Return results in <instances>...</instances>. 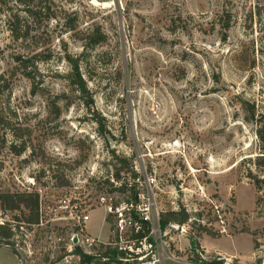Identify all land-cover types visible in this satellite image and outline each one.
<instances>
[{"label":"rangeland","instance_id":"374dc122","mask_svg":"<svg viewBox=\"0 0 264 264\" xmlns=\"http://www.w3.org/2000/svg\"><path fill=\"white\" fill-rule=\"evenodd\" d=\"M37 3L46 10L30 16L8 3L29 26L22 40L0 11V76L8 84L0 93V195L37 192L43 208L39 224L13 237L25 264H58L71 254L72 220L48 206L67 197L80 208L114 189L123 197L130 182L129 194H144L159 212L189 213L182 234L165 229L170 248L200 251L202 264H264V247L255 251L251 234L240 232L264 228L246 176L253 164L242 160L258 152L255 119L264 115V14H255L264 0ZM66 56L80 58L88 94L70 84ZM19 126L30 137L17 155L13 134L28 132ZM103 215L90 211L86 225L101 239ZM16 216L0 203V223ZM3 246L0 264H16Z\"/></svg>","mask_w":264,"mask_h":264},{"label":"built area","instance_id":"2783aa9c","mask_svg":"<svg viewBox=\"0 0 264 264\" xmlns=\"http://www.w3.org/2000/svg\"><path fill=\"white\" fill-rule=\"evenodd\" d=\"M112 182L115 188V180ZM133 189L130 182L122 188L124 193H128L123 197L116 196L115 189L112 192L99 193L93 203L80 208L71 205L67 197L60 198L55 204L48 206L47 210L50 214H67L72 220L73 232L68 250L71 254H65L58 264L73 263L72 257L75 255L78 264L106 261H118L122 264H202L204 259L200 251L185 253V250L179 246H174L172 249L170 248L172 238L166 239L165 229L171 227L178 234H182L185 231V224L170 223L161 227L159 222L161 212L153 208L149 197H145L144 194L140 192L129 194ZM94 207L103 209V222L107 224L105 239L93 236L87 231L89 213L95 209ZM39 212L40 223L43 213L41 203ZM71 247L80 248L82 253L91 258L81 262L80 255L74 254V248ZM14 248L19 256H23L17 251L16 246ZM103 252L108 254L105 255ZM197 254L200 258H196Z\"/></svg>","mask_w":264,"mask_h":264},{"label":"trees","instance_id":"16d2710c","mask_svg":"<svg viewBox=\"0 0 264 264\" xmlns=\"http://www.w3.org/2000/svg\"><path fill=\"white\" fill-rule=\"evenodd\" d=\"M9 1L18 2L19 4L24 5V11L27 16L32 15L33 13L43 9L46 10L45 7L38 5L35 0H0V11L4 12L6 16V25L8 27L11 36L15 40H22L28 36L29 26L24 21L21 22L19 16L17 14L11 13V7L8 6ZM255 14L258 16V19L261 18V15L264 14L260 9H257ZM229 16V15H228ZM223 29L228 30L230 28L229 20H226L224 24H222ZM70 65V69L68 72V79L70 84L76 88V90L81 93L88 94L87 83L85 77L80 69V58H71L70 56H66ZM19 63L23 68V74L26 77H31L30 72L27 71L28 64H26L27 59L20 57ZM30 66H33L30 65ZM4 89H8V84L6 80L0 76V93ZM254 106L251 107L250 110V120H254L255 118ZM1 123V122H0ZM256 128H255V136L259 142L258 152H256L255 156H248L242 159L244 162H249L253 164V168H247L246 176L251 179L253 182L257 196L255 199V207L259 215L264 217V177H261L257 172L261 171L262 165L264 164V115L260 114L259 118L255 119ZM19 130H27L26 133H14L13 136L16 140L19 141V145L10 144V149L13 153L19 155L23 153L27 148V139L30 137V131L26 128H21L19 126ZM112 157L117 159L118 161H125L123 158L118 157L117 155L112 153ZM116 165V164H115ZM116 167V166H115ZM114 176L118 177L119 169L115 168ZM0 203L3 210L8 211H19L21 213V217H17L14 219V224L12 222L3 221L0 223V244H4L5 246L11 247L12 251L17 254L13 242V237L16 235V232L19 231L20 227H28L36 225L40 220V197L37 192H28V191H17V192H4L0 195ZM201 212L197 213V216H200ZM190 218V215L186 210L181 209L179 211H166L161 212L159 217V222L161 227H165L170 223L177 224H186L187 220ZM199 218V217H198ZM240 232L249 233L252 236V246L255 251L261 249L260 247H264V240H262V236L264 237V228L259 231L250 232L247 228L242 229ZM209 234L208 232H206ZM212 236V234H210ZM74 254H79L81 257V262L88 261L91 257L82 253L80 248L75 247L73 250ZM105 255L108 252H103ZM114 253V251L112 252ZM18 255V254H17ZM116 255V252H115ZM121 263V262H120ZM217 264H221V262H215Z\"/></svg>","mask_w":264,"mask_h":264},{"label":"crops","instance_id":"0c3cea01","mask_svg":"<svg viewBox=\"0 0 264 264\" xmlns=\"http://www.w3.org/2000/svg\"><path fill=\"white\" fill-rule=\"evenodd\" d=\"M94 210H103L102 208H96V209H94ZM93 211V210H92ZM104 216V215H103ZM92 235V234H91ZM93 236H97V235H93ZM4 248H6V249H8L10 252H11V254H12V257L14 258V260H15V263L16 264H21V261H20V258L18 257V255L17 254H15L10 248H8V247H5V246H3Z\"/></svg>","mask_w":264,"mask_h":264},{"label":"water","instance_id":"95a60500","mask_svg":"<svg viewBox=\"0 0 264 264\" xmlns=\"http://www.w3.org/2000/svg\"><path fill=\"white\" fill-rule=\"evenodd\" d=\"M74 242L76 241V239L74 238V240H73ZM20 258H21V261H22V264H25V259L23 258V256H20Z\"/></svg>","mask_w":264,"mask_h":264}]
</instances>
